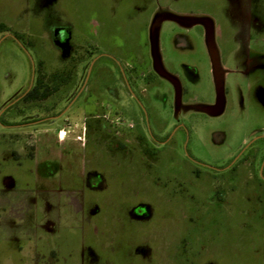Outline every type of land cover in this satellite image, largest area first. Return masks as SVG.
Returning <instances> with one entry per match:
<instances>
[{"label":"rangeland","instance_id":"rangeland-1","mask_svg":"<svg viewBox=\"0 0 264 264\" xmlns=\"http://www.w3.org/2000/svg\"><path fill=\"white\" fill-rule=\"evenodd\" d=\"M200 1L0 0V24L11 29L0 31V105L19 95L1 121H31L27 130L41 131L25 134L27 147L40 144L43 161L58 159L49 183L9 176L8 190L25 196L17 207L33 218L45 217L47 189L63 197L55 207L71 215L74 258L81 250L75 264H264V0L219 7L262 49L229 56L230 96L217 115L206 108L216 89L204 27L179 20L201 15ZM101 31L115 32L118 44L125 35L147 40L154 78L135 89L148 122L124 81L116 102L82 115L83 90L101 64L95 61L115 64L98 43ZM49 34L76 40L69 56L57 54L54 70L35 46ZM58 72L68 79L53 83ZM34 78L55 89L25 101Z\"/></svg>","mask_w":264,"mask_h":264},{"label":"crops","instance_id":"crops-1","mask_svg":"<svg viewBox=\"0 0 264 264\" xmlns=\"http://www.w3.org/2000/svg\"><path fill=\"white\" fill-rule=\"evenodd\" d=\"M223 2L222 0L200 1L199 3L204 9L197 12L201 14L200 16L209 19L213 27L214 41L219 60L223 67L228 68L226 63L232 54L246 55L250 52L261 50L262 47L252 43L250 41L252 37L243 36L242 32L239 33V31H236V26L235 24L233 25V20H230L232 16L228 10L226 11L223 8V11H219V7L222 6L221 4ZM101 29L103 30V28ZM103 35V31L101 33L99 32L98 43L101 42L103 46L99 45L95 39L94 43L97 47L102 46L103 48H108V53L104 55H107L115 64L109 68L106 64H103L104 62L101 61V57L95 61L94 67L97 61H100L101 64L95 67V77L91 82L87 83L82 93L83 106L81 110L84 116L86 114H92V112L101 111L100 104L116 102L118 95L115 90L121 86L122 80L120 79L122 75L119 76V74H121V69H123L124 64L129 63L131 67L129 74H131L132 80L135 81V85L146 86L154 78V69L151 66L152 54L147 40L142 43L138 35L135 37L125 35L123 42L118 44L117 34L115 32L108 36L106 34ZM43 39L42 41L44 42H41L39 46L37 42L35 46H37V54L41 56L42 54L44 56L50 55L51 59L49 65L46 67L47 70L55 69L53 65L59 61L57 54L63 53L69 56L71 54L69 49L72 47L70 44L76 43V40H69L68 37H53L51 34ZM205 39L207 44L206 33ZM207 50L211 62L210 72L212 74L214 88L216 89L209 48ZM117 60H120L121 67L118 65ZM228 76L225 80L228 79ZM148 78L150 79L148 80ZM104 79L113 80V88H110V84V86H107V84L102 83ZM34 80L35 78L33 79V83ZM225 83L230 87L228 80ZM109 90H112V92ZM18 96L16 95L11 101H6L0 105V184H3L0 186V264H41L43 261L45 264H75V261L81 262L80 249L77 251L80 254L77 255V258H74V231L73 223L70 221L71 215L67 213V208L55 207L56 204L59 205V200L63 198L62 196L58 195L51 188L47 189L48 194L44 196L45 208H43L45 217L40 218L36 213L33 218L30 217L31 211L23 213L17 207L19 201L21 199L24 200L25 196H21V193L15 190H8L7 183L13 181L9 176H14L24 181H26V178H30V181L33 179V181L42 180L44 183H49L51 177L58 174V159L54 158L55 156H49L43 161L41 158L42 145L34 144V148H28L25 142L26 133L39 135L40 132L38 131L41 130H27L34 126L31 124V121L11 123L10 125L2 123L1 118L5 108L17 99ZM227 98L222 101L220 106L221 112L225 108ZM64 99L66 97H63L62 101ZM214 104L215 100L214 103L207 104L208 106L206 108H210ZM11 135L17 136V141L14 144L10 142ZM20 137L22 138L21 143L19 141ZM47 146L52 149L51 143L47 144ZM16 153L17 156L15 157ZM5 190H8V192H5ZM64 198L67 199L68 195ZM35 211L38 212L37 207ZM65 215L67 218L64 221L63 216ZM52 222H55V224L52 225ZM78 246L80 248V242ZM52 253H55V257H52Z\"/></svg>","mask_w":264,"mask_h":264},{"label":"flooded vegetation","instance_id":"flooded-vegetation-1","mask_svg":"<svg viewBox=\"0 0 264 264\" xmlns=\"http://www.w3.org/2000/svg\"><path fill=\"white\" fill-rule=\"evenodd\" d=\"M199 16H194L192 14H190V15H186L185 14V15H181L182 18H180L179 20H180V22H183V23L185 22L186 24L189 23L190 24V27H192V26H194L196 24L197 25L201 24L204 27V31L206 33V25L208 23H210V21H209V19L207 17H204V16H200L199 17ZM184 27H186V26H184ZM211 60H212V58H211ZM212 64H213V62H212ZM122 71L124 72V79L122 77V81H124L123 82L124 83V86H126V89L128 90V92L130 93V96L133 99L137 98L139 100V102H140L139 104L144 108V112H145L144 115H145V118L147 119V122H148L149 121V116H148V111H147V109L145 107L146 104H145V100L143 98V95L138 94L137 90L135 89V83H134V81L131 78V74H129L130 71L127 70V69H125V68H123ZM228 72H229V70L227 68L223 67L222 64H221V62H220V60H219V76H220V81H221V94H220L219 91H218V87H217V77H216L215 70H214V66H213V76H214V80H215V84H216L215 104L213 106H211L208 109V111L206 110L207 112H210L213 115L219 114L218 113L219 112V108H218L219 107L218 106L219 105V102L218 101H219L220 96L222 98V101L229 96V92H230L229 91V87L227 86L226 88H224L225 87V82H224V79L225 78L224 77H227ZM36 83H37V78H35L32 87L35 86ZM145 90L147 91L146 88H145ZM25 94L23 95V97L25 96ZM141 98L143 99L142 101H141ZM2 123L5 124V125H10L9 123H4L3 121H2ZM184 127H185V125H182V123H180L178 126H176V128H177L176 131L178 132L179 129H183ZM186 130L188 131V128L187 127H186ZM262 135L264 137V134H262Z\"/></svg>","mask_w":264,"mask_h":264},{"label":"trees","instance_id":"trees-1","mask_svg":"<svg viewBox=\"0 0 264 264\" xmlns=\"http://www.w3.org/2000/svg\"><path fill=\"white\" fill-rule=\"evenodd\" d=\"M11 29L7 27L5 24H0V31H10ZM18 36V35H17ZM68 74L65 72H58L54 73L51 76V80L54 83V81H66L68 79ZM57 84V83H56ZM55 86H58V84ZM65 84V83H64ZM62 84V85H64ZM60 85V84H59ZM61 85V86H62ZM44 88L42 91L41 89ZM55 87L50 86V84H45V82L42 79H37V83L35 86H33L24 96L25 101H38L40 99L46 98L50 96V93L52 90H54ZM52 257H55V253H52Z\"/></svg>","mask_w":264,"mask_h":264},{"label":"water","instance_id":"water-1","mask_svg":"<svg viewBox=\"0 0 264 264\" xmlns=\"http://www.w3.org/2000/svg\"><path fill=\"white\" fill-rule=\"evenodd\" d=\"M206 38H207V44H208V48L210 51V55L212 58V62H213V66H214V70H215V74L217 77V87H218V91L221 94V81H220V76H219V55L217 52V48L215 45V41H214V32H213V27L210 23H208L206 25ZM219 111L221 110L220 106L222 104V98L220 96L219 98Z\"/></svg>","mask_w":264,"mask_h":264}]
</instances>
